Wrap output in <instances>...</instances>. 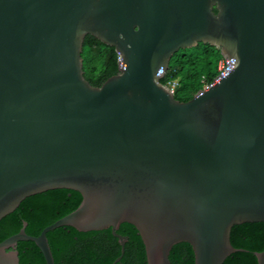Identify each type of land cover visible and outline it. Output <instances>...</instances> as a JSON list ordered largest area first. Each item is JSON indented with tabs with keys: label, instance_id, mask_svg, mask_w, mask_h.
Here are the masks:
<instances>
[{
	"label": "water",
	"instance_id": "95a60500",
	"mask_svg": "<svg viewBox=\"0 0 264 264\" xmlns=\"http://www.w3.org/2000/svg\"><path fill=\"white\" fill-rule=\"evenodd\" d=\"M87 35L118 53L98 87L83 76ZM198 43L228 68L181 102L162 74ZM55 189L78 207L37 236L23 221L0 264H20L19 241L54 264L46 234L59 227L110 229L115 263L122 223L147 264H170L181 242L194 264L245 251L232 227L264 223V0H0V220Z\"/></svg>",
	"mask_w": 264,
	"mask_h": 264
},
{
	"label": "trees",
	"instance_id": "16d2710c",
	"mask_svg": "<svg viewBox=\"0 0 264 264\" xmlns=\"http://www.w3.org/2000/svg\"><path fill=\"white\" fill-rule=\"evenodd\" d=\"M215 11V10H214ZM82 70L90 85L98 87L118 72V53L111 46L87 35L83 41ZM222 58L218 49L198 43L175 52L168 71H175L179 86L174 97L186 102L201 88V77L211 81L216 75L218 61ZM165 84L166 76L161 79ZM81 196L68 189H55L25 198L10 214L0 220V242L17 233L22 222L27 223L25 232L37 236L41 230L78 207ZM118 234L127 238L120 260V245L110 229L79 232L71 227H59L46 234L54 264H147L143 243L137 230L122 223ZM230 242L233 247L245 251L230 254L222 264H257L254 252L264 249V223H243L232 227ZM20 264H45V260L31 241H19ZM170 264H194L191 246L181 242L174 245L169 254Z\"/></svg>",
	"mask_w": 264,
	"mask_h": 264
},
{
	"label": "built area",
	"instance_id": "2783aa9c",
	"mask_svg": "<svg viewBox=\"0 0 264 264\" xmlns=\"http://www.w3.org/2000/svg\"><path fill=\"white\" fill-rule=\"evenodd\" d=\"M227 68H228V60L226 58H221L218 61V64H217V69H216V75H215V77H217L220 74H222L224 71L227 70ZM162 75H163L162 78H164L166 76L165 85L168 87V89L170 90V92L172 94H174V92L176 91V89L179 86V80H180L179 77L178 76H174L175 75V71L174 70H172V71L166 70L165 72H163ZM200 82H201V88L200 89H203L204 86H205V84L208 81H206L205 78L202 76Z\"/></svg>",
	"mask_w": 264,
	"mask_h": 264
},
{
	"label": "bare ground",
	"instance_id": "6f19581e",
	"mask_svg": "<svg viewBox=\"0 0 264 264\" xmlns=\"http://www.w3.org/2000/svg\"><path fill=\"white\" fill-rule=\"evenodd\" d=\"M121 235V234H120ZM126 243V242H125Z\"/></svg>",
	"mask_w": 264,
	"mask_h": 264
}]
</instances>
